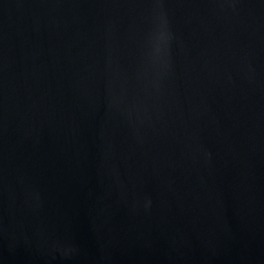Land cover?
Masks as SVG:
<instances>
[{
	"label": "water",
	"instance_id": "water-1",
	"mask_svg": "<svg viewBox=\"0 0 264 264\" xmlns=\"http://www.w3.org/2000/svg\"><path fill=\"white\" fill-rule=\"evenodd\" d=\"M0 264H264V0H0Z\"/></svg>",
	"mask_w": 264,
	"mask_h": 264
}]
</instances>
